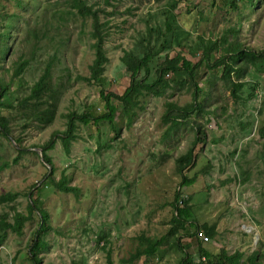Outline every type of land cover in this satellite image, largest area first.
<instances>
[{
    "label": "rangeland",
    "instance_id": "rangeland-1",
    "mask_svg": "<svg viewBox=\"0 0 264 264\" xmlns=\"http://www.w3.org/2000/svg\"><path fill=\"white\" fill-rule=\"evenodd\" d=\"M86 1L103 9L100 20L107 23L102 30L108 61L98 81L87 79L95 57L92 16L82 17L68 0H0V27L4 30L9 24L11 28L7 55L4 51L0 59V79L9 83L17 65L26 62L19 91L28 93L56 54L52 78L62 90L56 119L44 129L27 120L20 109L0 106L11 129L8 135L0 134V197L18 193L13 201L0 199V215L10 222L17 211L28 215L31 200L48 211L50 230L44 238L48 247L39 251V264H109L108 251L113 264H179L183 255L198 253L196 238L189 234L197 221L219 225L216 237L204 244L210 252L232 250L231 232L252 237L251 244L256 241V248H264V71L247 67L240 79L246 84L235 98L229 81L221 77V67L201 62L195 82L204 110L189 112L176 124L165 117L168 104L183 109L195 96V85L185 71L166 76L170 86L161 96L138 87L135 104L128 105L130 113L115 97L131 81L122 56L131 50L144 52L149 27L166 32L169 12L176 18L167 31L173 39L155 55L158 63L166 55L181 54L194 65L201 57L200 38L220 39L224 34L250 49L264 50V0H176L175 9L171 6L175 0ZM2 41L5 45L4 31ZM224 53L221 49L211 57L215 60ZM258 64L262 67L264 60L258 59ZM145 73L144 68L136 80ZM181 76L187 79L182 86L175 80ZM156 77L151 67L148 81ZM232 77L237 79L235 73ZM21 79H14L2 101L15 103ZM103 89L116 107L113 121L105 117L109 107ZM83 113L91 116L88 122L81 119ZM72 114L75 138L66 147L61 137ZM198 124L195 161L184 168V175L196 178L182 191L190 197L196 222L175 229L172 236L175 197L182 182L178 158L196 142ZM50 140L55 141L47 153L55 172L49 178L52 166L44 161L42 146ZM63 173L77 191L53 187ZM256 196L261 205L251 202ZM39 223L34 210L20 231L8 230L0 244V264H35L29 249ZM243 224L257 232L246 231ZM100 235L107 242L99 240ZM142 235L164 237L163 245L154 254L130 261L146 245ZM178 236L183 247H178Z\"/></svg>",
    "mask_w": 264,
    "mask_h": 264
},
{
    "label": "trees",
    "instance_id": "trees-1",
    "mask_svg": "<svg viewBox=\"0 0 264 264\" xmlns=\"http://www.w3.org/2000/svg\"><path fill=\"white\" fill-rule=\"evenodd\" d=\"M109 3V0H106ZM253 2L254 0H247ZM69 6L72 9H76L77 12L82 17H88L89 15L92 16L93 22V30L91 32L92 39H94L92 43V47L95 50V57L93 62L90 66V76L87 77L88 80L98 81V79L102 78V74L105 69V64L108 61V57L106 51L104 49V32L103 28L107 26V23L100 20V11L103 9H95L92 5L88 4L86 0H68ZM171 6L175 9L177 6L176 0L171 3ZM62 12H66L62 10ZM68 13H74L71 10H68ZM172 12H169L166 18V32L162 31L161 27H157L152 29L151 27L148 28L149 36L146 40L148 42V46L144 50L142 54L135 53L134 50L129 52H125L122 56V61L126 65L127 70L130 72V85L126 88L123 94L116 95L115 97L119 99L125 111L130 113L129 111V104L134 105L135 102L133 101L135 95L138 92V87H146L147 89L151 90L155 95L161 96L163 95L164 91L167 87L170 86L169 81L166 79V76L169 73H175L180 76L179 71H185L187 75H189V81L195 85V96L194 101L191 102L189 105L180 109L174 103H169V110L165 114L166 118H171L173 123L176 124L180 119L184 120L188 117V113L192 111H203V104L198 101V91H200V87L198 86L197 82H195V76L197 73V69L200 67L201 62L206 61L207 65L212 64L213 68L221 67V77L224 80H228L231 84V94L233 97L238 98L239 93L242 88L245 86L246 83L241 81V77L243 76L247 67H253L260 71H264V65L262 67L258 64V59L264 60V50L256 51L255 49H250V47L246 46L245 44L237 41H232L229 39V34L222 35L220 39H213V38H200L198 42L199 49L201 50V57L197 63L194 65L190 60L185 58L181 54H176L174 57L169 58V55H166L165 61L161 64L155 60V55L159 53L160 49L167 48L172 43V37L168 38L167 31L172 30L171 22L176 20L175 15L171 18ZM232 30L231 28L229 29ZM3 31L6 33V44L2 41V33ZM11 28H9V24H7V28L2 30L0 27V59L3 58V52L5 51L4 57L7 55L8 50V37L10 35ZM156 34V38H152V36ZM145 40V39H144ZM155 41V42H153ZM160 41L159 46H157L158 42ZM223 49L225 52L224 54L220 55L217 59L213 60L212 53ZM57 55L54 54L51 59L47 62L44 72L42 75L34 82L31 86L30 91L27 93H21L19 91L20 87L23 85L24 81L21 79L22 73L25 71L26 62L19 63L15 68L13 73L12 79L9 83L4 82L0 79V106H6L11 108L20 109L19 112H23L26 115L27 120L31 123L35 121L41 129H44L49 124L53 123L56 119L58 114V106H59V98L62 94V90L59 89V85L53 83L52 72L53 66L55 65ZM156 69L157 77L153 81H148L149 71L150 68ZM146 69V73L143 77L136 80L139 72L142 69ZM232 73H235L237 79H233ZM15 78H19L17 92H20V96L15 100L13 104H7L2 101V97L8 92L11 83L14 82ZM177 84L180 86L184 85L187 79L181 76L179 79H175ZM102 95L107 100V105L109 107L108 113L105 117L109 118L110 120H114V115L116 112V107L110 103V96L111 94H106L105 90L103 89ZM74 114L70 116V122L68 125L67 133L62 136V140L66 147H69L71 141L75 138L74 130H75V119ZM91 116L88 113H83L81 115V119L84 122H88ZM26 122V121H25ZM132 119L129 120L128 125H130ZM198 131H197V138L196 142L194 143L193 147L189 149V151L178 158V172L181 174L182 182L180 184V190L176 192L174 208L176 210L175 215L173 217V221L175 226L169 231V234L174 236V230L178 229L179 227H185L187 223L193 224L195 223V218H192V210L189 205L190 197H184L182 191L184 187L189 186L196 176L192 178H188L184 175V168L186 166H190L194 164L195 155L193 153V148L196 146L197 141L199 140L201 133V125L198 124ZM116 133L120 134V129L115 128ZM11 131L10 124L7 116L0 114V134H9ZM262 134L264 136V128L261 129ZM55 140H50L49 143L42 146V156L46 163L52 166V170L47 174L48 177H52L55 172V167L52 163V159L50 155H48L47 150L50 147H53ZM21 150V149H20ZM206 168V167H205ZM46 175V177H47ZM49 182L45 183V186H49ZM36 184L34 185V187ZM42 186V184H41ZM53 187L64 191V192H75L78 189L69 184V178L67 175L63 173L62 177L53 182ZM33 193H31L32 197ZM18 196V193L8 192L0 197L1 201H13ZM29 213L26 215L23 212L17 211L14 215V221L10 222L6 215H0V244L4 242L7 237V232L9 229L13 231H20L21 227L23 226L25 220L30 219V215L34 212V210L38 211L40 217V223L35 231L34 239L29 249V253L32 255L35 264H39L41 259L39 258V251L41 249H47L48 243L44 239L45 236L48 234L50 230L49 219L50 215L45 208H41L38 206L35 200H31L28 205ZM198 231L203 232L210 238H214L217 233V224L214 222L212 224H201L197 225L194 230L189 233L190 235H194L197 241V248H198V257L191 256L187 254L185 257L182 256L179 264H194L196 262V258L198 260V264H234L239 259L238 254L235 255H227L224 249H222L218 254L215 256L217 257V262L215 261L214 254L210 253L208 250L204 248L205 241L203 238L198 236ZM146 242V245L143 249H138L135 253H133L130 257V261H133L141 256H149L157 252L158 248L163 245L164 237L152 238L150 236L142 235L141 240ZM99 240H104L107 242L104 235H100ZM99 243V241H98ZM178 247H183L181 243V238L178 236L177 239ZM180 245V246H179ZM105 246V245H103ZM183 250V248H182ZM185 250V248H184ZM188 253V252H187ZM201 256L206 257V261H201ZM108 263L113 264L111 259L110 251L107 254Z\"/></svg>",
    "mask_w": 264,
    "mask_h": 264
},
{
    "label": "crops",
    "instance_id": "crops-1",
    "mask_svg": "<svg viewBox=\"0 0 264 264\" xmlns=\"http://www.w3.org/2000/svg\"><path fill=\"white\" fill-rule=\"evenodd\" d=\"M241 183H242V181H241ZM253 184H255V183H253ZM261 190H262L261 189V186L258 189H256V191L258 193L261 192ZM251 202L252 203L253 202H257V203H259L261 205V203L258 201V197L257 196L255 197V201L253 199ZM258 206H259L258 204L255 205V207H258ZM225 220L226 219L222 220V222L225 223ZM229 221H226V225L227 226L229 225ZM196 224L197 225H201L202 223H200V222L197 221ZM242 228H244L248 232H252L254 230H255V232H257V229L255 227H253L252 225H250L248 227L245 224H243L242 225ZM218 229H219V225L217 226V230ZM231 234H233L231 236V238H230V236H228V238H229V241L231 240L232 243H234V245L233 244L231 245V247L233 249L232 250L231 249L230 250H226L225 248H222V249H224V251L226 252L227 255H235V254H238V257L237 258L239 260L237 262H234V264H264V248H261V249L256 248L255 247L256 244H257L256 241H254V242L252 241L253 243L251 244L252 237L242 236V235H239V234L233 233V232H231ZM256 236L259 237V233H256ZM191 248H193V246ZM211 251L212 252H210V251L209 252L212 253V254H214L216 263H219V262H217L218 260H217V257L215 256L216 254H218V252H216V251L213 252V250H211ZM198 255H199L198 253H195L194 252V256L195 257H198ZM196 262L198 263L197 258H196Z\"/></svg>",
    "mask_w": 264,
    "mask_h": 264
},
{
    "label": "built area",
    "instance_id": "built-area-1",
    "mask_svg": "<svg viewBox=\"0 0 264 264\" xmlns=\"http://www.w3.org/2000/svg\"><path fill=\"white\" fill-rule=\"evenodd\" d=\"M198 236L200 238H203L205 241L209 240V237L206 234H204L203 232H201V231H198ZM201 261H206V257L205 256H201Z\"/></svg>",
    "mask_w": 264,
    "mask_h": 264
}]
</instances>
